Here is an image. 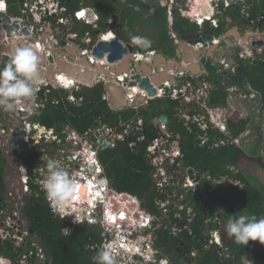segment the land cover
I'll return each instance as SVG.
<instances>
[{
	"label": "built area",
	"instance_id": "2783aa9c",
	"mask_svg": "<svg viewBox=\"0 0 264 264\" xmlns=\"http://www.w3.org/2000/svg\"><path fill=\"white\" fill-rule=\"evenodd\" d=\"M212 1H214V4L208 14H204L203 11H200L197 14L204 15L202 20L199 16H192L189 14L192 8L189 10L186 8L184 10L185 16L191 21L193 20L194 23L198 24L200 27H203L206 22L210 21L212 26L217 27L220 19H218V12H223L222 5L224 8H228L232 4L237 3L239 0ZM240 1L244 2L245 0ZM2 2H4V5L1 4ZM172 2H175V0H172ZM242 5L244 8L243 13L246 16L248 26L252 27L253 24L254 26H257L258 21L264 20L263 17L250 19L249 13L246 12L248 4L242 3ZM13 6L18 8V14H14V16L11 15L10 22H5L3 19H0V28L5 33H7L5 29L6 24H19V29H14L11 37L18 40H24L34 48L39 46L37 48L38 54L45 56L49 64L54 67H60L62 66L61 62H64L70 64L71 66H78L82 73H85L88 68L93 71L94 74L91 77V82H89L78 78L77 73L75 75H71L67 70H61L60 72L55 71L53 78L56 80L57 84H55L52 80H49L47 77L40 76L42 83L40 84L38 90L32 97L21 99L15 110L16 116H19L23 120L22 124H24L26 128V134L22 137V145L16 143V141L20 138L17 128H4L3 126H0L1 150L3 151L5 148L4 152H7L8 156H11V158L15 160L14 166L16 167L15 171L9 172L5 176V195L0 201V243L4 244L6 242H10L13 244L16 254L8 255L0 251V264H54L53 258L50 255L48 248H46V244L40 238L39 233L32 227L31 221L24 212L27 206L26 198L34 193L32 184L39 185V188L41 189L39 181L42 179L41 175L45 174L43 171L46 170V165H43L40 168H32L19 160V154L28 143L31 145L37 144L41 147V149L43 148V151L46 152V156L49 155V158L60 160L70 171L72 168H79L76 171H83L85 176L92 180L93 183L106 180V186H101V188H104L107 193L110 191L111 194L115 193L120 197V193L115 191L109 185V180L105 176V170L100 160L99 152L102 150V146L107 142L110 143L109 148L114 147L118 141H122L127 142L133 149L137 147L138 142H141L142 144L146 142V156L152 165V174L156 184V191L160 192L165 197L164 200L159 199L157 201V205L161 213L164 216L172 215L177 218L174 226L171 228L173 232L180 233L187 229L191 235L195 236L191 225L198 220V212L194 207V203L190 202L188 192L191 188H193L196 193V187L199 183V181H196V173L198 171L193 167L194 172L191 174L189 169L192 166H185V174L180 175L179 168L184 165L182 163L183 152L178 140L175 138L174 133L171 130H167V126L164 121L159 119L161 125H158V127L162 132H158L157 135L149 139L145 133V121L142 117L128 121H121L118 127L110 126L99 120L98 125L92 126L85 132H79L78 130L71 128L69 125H66L62 130H57L56 128L45 129L40 123L34 122V116L38 114L41 107L45 106L46 101L50 99V94L59 89H63L65 91V96L69 101L77 105H81L85 101V96L83 94L85 88H93L97 85H102L108 102L109 92L105 89V84L108 82H114L117 85H121L126 90L128 105L122 110L127 108L138 109L142 106L148 105L150 101L156 98L163 97L179 100V105L183 103L195 105L203 102V104L205 103L208 107V95L196 92V89H194V80L197 79L200 74H193L189 70L184 71L173 68V65H175L174 59H170L166 64L163 63L156 68L154 66V62L158 56L161 55V51L159 49L153 46L146 49H140L136 45H133L131 41H126L121 38V44L127 49V52L123 54L121 59L110 62L108 59L110 52L105 53L104 57L99 58L94 53V49L101 41H113L117 39V32L121 27V18L119 17L118 20H115L113 13L110 14L108 18L107 28L103 29L100 23L99 12L96 8L91 6L82 4L76 10L71 11L65 0H16L13 2L10 0H0V11L2 12L10 15V10ZM173 9H170L169 7L168 10V12H171L172 15H169V19L172 20ZM36 17H39L38 21ZM77 23L81 25H89L92 30L83 34L77 29ZM113 24L115 25L113 26ZM24 28L28 30V34L22 32ZM201 31L202 34L206 33L203 29ZM171 33L177 43L179 35L174 31ZM231 33V39L237 41L236 44L241 45L243 49L237 57L238 61L247 59L250 60V62H254L257 59H264V44L260 47L253 44V42L258 40L264 41V31L262 27H257V29L254 28L251 33L248 32L246 34V38H242L243 36L238 35L237 31L232 30ZM110 34H112V37L107 39V35ZM11 37L6 34L4 39H0V48L3 45H10ZM247 40L249 43L246 42ZM214 42H217L219 45L224 44L220 41V35L214 36ZM210 45L211 43H209V46ZM249 45L254 46L255 49L259 50L258 56H254V51L249 52ZM9 57L10 53L2 51L0 55V65L4 66L7 64ZM137 57H139V59H137ZM125 60H129V67L123 71L119 70L118 67L124 65ZM179 62L184 64L182 59L179 60ZM220 63L224 64L226 69L229 70L234 69L236 71L237 69H240L237 66L229 68V64L225 59H223ZM146 64L150 65L155 73L160 74L163 71H166L169 76L177 77L178 82L176 84H171L169 80H166L163 81L162 85L151 82L156 88L157 93L156 95H150L147 89L140 86L141 81L136 79L137 75H140L142 78L146 76V74L142 72V67ZM184 65L188 66V63H185ZM240 65L241 63L239 62L238 66ZM165 66L167 68L166 70ZM40 67L45 69L48 68V66L43 65L41 62ZM132 82H136V85H132ZM205 85L208 86L207 83H205ZM167 86L170 88V93L168 95L165 90ZM135 89L138 90L135 91ZM237 89L238 88L236 86L229 87L230 92H234ZM252 92V97H257V93L253 90ZM245 94L246 95L243 93L242 96L248 98L247 93ZM141 95L145 96V98L142 102V106L138 107L135 105V102ZM202 95H204V97ZM59 100V98H53L51 102L59 103ZM229 100L230 97L228 98V103ZM108 105L111 110L117 111L113 109L109 103ZM211 108L217 109L220 107L217 106ZM22 110H27L28 114L22 116L20 114V111ZM233 111L235 112L237 109L234 108ZM199 115V113L195 115L190 114V123H185L186 126L193 130V124L196 122L201 129L208 130L209 127L204 128V126L199 123L201 122ZM242 117L245 116L242 115ZM28 118H30V120H28ZM218 128L223 133L227 131L226 126L225 128L218 126ZM157 129L158 128L156 127V130ZM73 133L76 134V139H73ZM7 136H13L14 138V142L11 144L12 148L9 151H7L9 148L6 141ZM133 137H136V139H132ZM203 137V142L211 140V136L208 133H206ZM233 141L239 144L240 137L234 138ZM219 142L224 144L226 141L222 139ZM214 144L217 145V143ZM85 149H90L94 153V158L97 163L91 167H86L80 158L79 154ZM37 174L40 175L37 176ZM18 176H20L19 182L17 181ZM206 178H209V176L207 175ZM114 202H112V204ZM125 202L126 203L123 206L120 205L121 201L119 204L116 203L114 211H124L125 207L131 211V209H133V202L126 200ZM97 208L101 210L103 223V217L105 214L103 203L97 202L93 210L95 211ZM143 211L146 215H140ZM132 213L136 220L139 221V219H143L142 222L140 221V224L138 223V225H140L139 227H146L149 223L151 224V217H154V219H152V223L156 220L155 216L144 209L142 211L135 209ZM129 215V213L127 214L125 212L124 219L119 222L120 233L123 234L124 231L127 236L124 238L130 241H142L143 239H146L144 232L142 233L141 231H137V229L132 230L127 221ZM139 215L141 218L138 217ZM215 218L216 219L214 220L211 218L205 219V225L203 226V240H207L206 246L216 245L218 249H221V255L227 258L230 255L228 248L226 247V243L222 238V230L220 228L222 222L217 214ZM90 219L93 222L85 220L84 223L90 225L96 224V220L91 214ZM184 219L188 221V223L183 227L179 226L178 222ZM64 220L69 223L67 228L70 230L71 225L76 224L73 222L72 216H67ZM211 221L212 223H217L215 225L216 227L211 228ZM144 222L146 225L141 224ZM127 233H129V235ZM116 235L117 233L115 231H108L105 228V242L113 239ZM149 246L150 245L148 243L147 247ZM96 248L99 249L100 246H96ZM156 253H160L159 250H156L155 254ZM191 254L193 257L196 256L195 251L191 252ZM130 259L131 257L129 256L125 257L120 264H143V262L138 259L132 258L131 261H129ZM164 260V258H150V261L155 262V264H162V261Z\"/></svg>",
	"mask_w": 264,
	"mask_h": 264
},
{
	"label": "trees",
	"instance_id": "16d2710c",
	"mask_svg": "<svg viewBox=\"0 0 264 264\" xmlns=\"http://www.w3.org/2000/svg\"><path fill=\"white\" fill-rule=\"evenodd\" d=\"M65 1L71 11L76 10L82 4L96 8L100 14V23L103 29L107 28L110 14H118L121 18L118 35L126 41H131L134 36L129 29L141 33L150 30L152 32V45L160 51L169 48L170 53H172L176 50L172 31L179 36H186L200 29L199 25L185 16L184 9L178 7L173 9L174 20L171 26L168 12L169 0H152L149 2L143 0ZM248 3L251 4V7L246 12L249 13L250 19L264 18V0H248ZM13 7H11L10 13L13 15L18 14V8ZM222 8L225 16L219 19L217 27H211L215 35L224 34L227 31L229 21L242 23L241 25L247 23L242 4L234 3L229 8H224L222 5ZM80 26L81 29H77L83 34L92 30L89 25ZM147 39L150 40V38ZM221 75L214 72L213 79H211L215 85L210 91L209 105L211 107L227 106L230 95L228 88L232 86L258 93L264 106V59L248 64L246 69H243L240 73H230L224 79L221 78ZM83 94L85 101L81 105H77L66 98L63 89L55 90L50 94V99L46 101L45 106L41 107L38 114L34 116V122L40 123L45 129L56 128L62 130L66 125H69L79 132H85L92 126L98 125L99 120L110 126L118 127L121 121L142 117L146 119L145 133L147 138L150 139L158 133L153 128L152 120L160 115H167L170 130L175 134V138H177V135L181 136L179 142L185 154L184 166H192L211 176V180L208 178L202 180L197 191V196L203 200L206 206L195 205L198 220L191 225L195 236L191 235L189 230L186 229L176 238L172 234L171 228L177 218L172 215L164 216L157 205V201L159 199L164 200L165 197L156 191L152 165L146 156L145 147L147 143L138 142L137 147L133 149L127 142L118 141L114 147L99 152L105 176L108 178L110 186L125 199L140 202L141 209L147 210L155 218L162 220L161 227L155 229L158 237L155 242L158 247L169 242L173 243L171 247L181 246V236L183 249H186L185 253L192 252L194 249L199 251L197 256L199 264H237L243 260L244 254H247L251 259L264 261V244L259 241L250 240L246 246L235 243V241L233 243L227 242L226 244L232 251L233 257L230 261H222L216 245L208 249L205 247L207 240H203L205 219L210 217L207 215L210 201L217 204L219 212L223 213L226 221L232 216L238 217L239 215L264 217V187L257 188L244 174L245 170L255 172L264 169V155L250 154L233 141L234 138H242L250 129L249 126L253 122L251 118L240 116L239 111L235 113L227 120L229 130L227 136L220 130H213L212 128L203 130L196 122L193 124V130L179 122V116L177 115L179 100L176 99L169 97L156 98L148 106L113 111L108 105L102 85L85 88ZM53 98H59V103H52ZM197 113H200L199 110L192 112L193 115ZM224 125L226 126L225 122ZM197 131L202 135L208 133L211 137L216 136L217 142L211 140V148L198 150L196 148ZM132 139L135 140L136 137ZM222 139L225 141L228 139V141L221 144L219 141ZM213 143H217V145ZM25 163L32 168L34 167L32 162ZM5 173L4 157L0 147V201L5 195ZM32 189L35 194L31 196V200L27 204L25 215L46 244L54 264H95L93 256L99 250L96 246L101 247L104 243L102 242L103 231L87 223L75 224L71 225L70 235L64 236L61 228L67 227L69 223L53 214L39 185L32 184ZM184 220L179 221L178 225L183 227L188 223ZM216 224L211 223V227H216ZM0 251L8 255L16 254L14 245L10 242L0 243Z\"/></svg>",
	"mask_w": 264,
	"mask_h": 264
},
{
	"label": "clouds",
	"instance_id": "9594fccd",
	"mask_svg": "<svg viewBox=\"0 0 264 264\" xmlns=\"http://www.w3.org/2000/svg\"><path fill=\"white\" fill-rule=\"evenodd\" d=\"M36 19L38 21L39 17H36ZM232 26L227 30L232 29L234 27ZM257 27L262 26L257 25ZM239 35L244 36L241 33ZM118 37L119 35H117ZM131 41L133 45L145 49L150 48L152 43L146 37L141 36H133ZM37 48L31 45L14 46L8 63L0 67V107L3 109L15 111L21 99L32 97L42 83L39 71L40 57ZM257 60L254 62L249 60L247 63H255ZM241 61L243 63L245 59ZM242 65V70L248 66ZM219 107L226 108L227 106ZM225 123L228 129L227 120ZM73 139H76L75 133H73ZM79 155L86 167H91L97 163L94 153L90 149H85ZM46 170V174L39 183L53 214L61 220L67 216H72L73 222L76 224H83L85 220L93 222L90 219V213L97 202L103 203L105 208L104 227L108 231H115L117 235L101 245L96 255L93 256L95 264H120L128 256L131 259L140 260L143 264H151L150 258L154 257L152 250L155 246L147 247L148 243L149 245L151 243L147 240L146 233L144 232L146 239L142 241H128L124 238V234L120 233L119 222L124 219L125 212L128 209L125 207L124 211L112 210V202L115 201L119 204L121 201L117 194L112 193L109 196L104 188L96 187L83 171H70L60 160L48 158ZM141 220L143 221L142 218L139 219V221ZM154 222L155 220L151 225H154ZM128 223L132 230L140 226L131 217L128 218ZM149 227L146 229H149ZM224 231L228 237H234L235 243L244 246L248 245L250 240L264 244V217L257 218L255 215L232 216L226 221ZM61 232L64 236H69L71 230L65 227L61 228ZM160 254L161 252L156 253L155 257L159 258ZM162 264H167V260L162 261Z\"/></svg>",
	"mask_w": 264,
	"mask_h": 264
},
{
	"label": "water",
	"instance_id": "95a60500",
	"mask_svg": "<svg viewBox=\"0 0 264 264\" xmlns=\"http://www.w3.org/2000/svg\"><path fill=\"white\" fill-rule=\"evenodd\" d=\"M190 14V13H189ZM11 15L14 16L13 14H7L5 12L0 11V19H3L5 22H10L11 21ZM115 20L119 19L118 14H114ZM115 24H113L114 26ZM260 26H262V21L260 22ZM5 29L7 33H5L1 28H0V39H4L6 34L7 36L11 37L12 32L14 29L18 30L19 29V24H6ZM237 31L239 35V30L237 26H234L232 29L227 30L224 34L220 36V41L224 43L223 45H219L217 42H214V34L211 32H207L202 34V31L200 30L198 34L196 35H186L184 36L181 40L177 41L178 47L176 48V57L173 58H168L166 54L162 53L154 62V66L157 68L163 63L166 64L170 59H174L175 65H173L175 69H181V70H189L193 74H200L204 76L206 73H208V69L206 67V63L202 64V60L204 59L205 62L211 59H215L212 61V65L216 66L217 63H220L223 59L226 60V62L229 64V68L233 66H237L240 68L239 70L241 71L242 69V61H238L237 57L240 52H242V47L239 44H236L237 41L231 39V31ZM23 33L28 34V30L24 28L22 30ZM247 35L243 36L242 38H246ZM241 39V37H240ZM247 43L248 40L246 41ZM209 43L211 45L209 46ZM253 44L257 47L261 46L264 44L263 40H258L253 42ZM17 45H29L26 43L24 40H18L14 37L10 38V45L6 46L3 45L0 48V55L1 52H7V53H12L13 47ZM85 47V46H84ZM110 52L108 59L110 62L117 61L123 57V54L127 52V49L121 44L120 38L118 37L117 39L113 41H101L98 46L94 49V53L99 57L102 58L104 57L105 53ZM40 57V62L43 65L48 66L47 69L40 67V76L42 77H47L49 80H52L55 84H57L56 80L53 78V75L55 71L60 72L61 70H67L70 72L71 75H75L77 73L78 78H81L85 81L91 82V77L93 76L94 72L89 70L88 68L86 69L85 73H82L80 68L78 66H71L70 64L61 62L60 67H54L53 65L49 64L47 62V59L43 55H39ZM183 60L184 64L188 63V66H185L184 64L180 63L178 60ZM86 61V60H85ZM177 62H179L177 64ZM239 62L241 63L240 66ZM172 66V65H171ZM0 67H2L0 65ZM129 67V60L124 61V65L118 67L119 70H126ZM165 66V70H166ZM101 70V69H100ZM229 69H225V73H227ZM239 71V72H240ZM142 72L146 74L144 78H142L140 75L136 76V79L138 81H141L140 86L142 88H145L149 91L150 95H156L157 90L153 86L151 82H155L158 85H162L163 81L169 80L171 84H176L178 82L177 77L175 76H169V74L166 71H163L162 73L158 74L153 72V69L150 65H143L142 67ZM132 85H136V82H132ZM105 89L109 92L108 95V103L112 106L113 109L115 110H122L124 107L128 105V101L126 98V90L123 88L121 85H117L114 82H108L105 84ZM166 94L168 95L170 93V88L167 86L165 88ZM145 96L141 95L140 97L137 98L135 105L140 107L142 106V102L144 100ZM20 114L22 116H25L28 114L27 110H22L20 111ZM160 120L164 122H168L169 118L167 115H162ZM159 119H157V123H159ZM30 120V118H28ZM23 120L19 117L16 116L15 111H7L0 107V126H3L4 128L11 127V128H17L19 132V140L20 144L23 143V135L26 134V128L25 125L22 124ZM12 133V132H11ZM200 140H197V149L200 148ZM110 143L107 142L105 145L102 146V150L109 148ZM4 154H7L6 152H3ZM9 157V156H8ZM15 160H13V163ZM189 172L192 174L194 172V168L191 167L189 169ZM206 174H203L201 172L196 173V181L201 180V177H205ZM17 181H20V176H18ZM106 180H102L104 183ZM99 182V181H98ZM188 196L190 199V202L196 203L199 201L195 191L193 188H191L188 192ZM202 202V201H199ZM210 211L211 214L214 212L219 214L220 220L222 222L221 225V230H222V238L224 242H233L234 238L233 237H228L226 232L224 231L225 223H226V218L224 217L223 213L219 212V207L214 201H211L209 203ZM47 248V247H46ZM244 262L246 264H255L254 261H251L248 257L244 258Z\"/></svg>",
	"mask_w": 264,
	"mask_h": 264
},
{
	"label": "rangeland",
	"instance_id": "374dc122",
	"mask_svg": "<svg viewBox=\"0 0 264 264\" xmlns=\"http://www.w3.org/2000/svg\"><path fill=\"white\" fill-rule=\"evenodd\" d=\"M143 1L149 2L152 0H143ZM162 1H164V0H162ZM169 1L171 4L170 9L178 7V8L184 9V10L187 8V10H189V9L194 7L193 0H175V2H172V0H169ZM237 3L238 4L247 3L248 4L247 10H249V8L251 7V4L248 3V0H247V2H246V0L244 2L239 0ZM206 4L209 5L210 7H212V5L214 4V1L211 0L209 2H206L202 6H206ZM210 9H212V8H210ZM197 12H199V11L197 10ZM169 15L172 16L171 12H169ZM218 16H219L218 19L219 18L221 19L225 15L223 12H221V13L218 12ZM173 20L170 19V21H169L171 26H172ZM210 22L209 23L206 22L207 24L205 23V25L203 27H201L200 29L201 30L206 29L208 31H213L211 28L212 25ZM247 23L240 25L237 22L230 21V22H228L227 29L229 27H231V25L237 26L238 29L240 30L241 35L245 36L248 32H250V33L253 32L254 28L257 29V26H254V24L251 27V26H248ZM209 28L211 30H209ZM263 30H264V28H263ZM129 31L132 32L134 36H140L141 35V37L150 38V41L152 40V32L150 30H147L143 33L139 32V31L134 32L133 29H129ZM151 46H153L152 43H151ZM248 50H249V52L254 51L255 57L259 55L258 54L259 50L255 49L254 46L249 45ZM170 55L176 57V50L173 51ZM211 59H212V57H211ZM178 63L179 62H177V64ZM231 70H234V69H231ZM234 71H231V72L235 73ZM226 76H228V75H226ZM228 90H229V88H228ZM243 93H244V95H246L245 93H247L248 98L242 96ZM189 95H192V94H189ZM252 95H253L252 90L251 91H245L244 89L241 90L240 88H238L234 92H230V95H229L230 100H229V103H228L226 108L212 109L210 107H207V105L204 103L202 106H200V108L202 109L201 110V109H199L198 105L183 103V104H180L179 106H177V115L179 116V119H182L184 122L190 123L189 115L192 114V112L199 110V112H200L199 116H200L201 120H208L209 121V124H207V122L206 123L201 122V124H202V126H204V128H208L210 126L213 130H220L218 128V126L225 128V125H224L225 120H228L230 117H232L235 113H237L239 111L240 116L243 115L245 117H249L253 121L251 123V125L249 126L250 129L242 136V138H240L239 145L242 146V148H244L250 154H253V155H261L262 154V155H264V106L262 103L261 96L258 93H257V97H252ZM234 108H236L237 111L234 112L233 111ZM191 119H192V117H191ZM228 132H229V130L227 129V131L224 134L228 136ZM211 140H214V142H217L216 136L211 137ZM226 141H228V139ZM42 160L46 164L47 160L45 158H43ZM165 166H167V165H165ZM46 171L47 170H44L43 173L46 174ZM244 174L252 181V183H254L256 185L257 188L261 189L264 187V169L263 168L255 171V172H252L251 170H245ZM44 175H41V177L43 178ZM126 201L133 202V209H131V211L129 209L128 210H129V214H130L129 217H131L134 220L135 217L133 216L132 212L135 209L141 210L140 202L133 201L131 199L130 200L126 199ZM141 214H145L144 211L141 212L140 215ZM140 215L138 216L139 218H141ZM217 215H218V213H217ZM152 219H154V217H151V224H152ZM166 219H167V217H166ZM214 219H216V218L215 217L212 218V220H214ZM161 221H162L161 219L156 218L154 225H151L150 223L147 225V227L150 226L149 229H146L147 227H145V226H141V227L138 226L136 229H137V231H141L142 233L145 232L146 238L149 242H150V239L155 241V239L158 238L157 234L155 233V229H158L161 227V225H162ZM135 222L137 225H138V223L140 224V221H138V220H136ZM141 222H142V220H141ZM141 224L146 225L145 222L141 223ZM93 225L95 226L96 229L100 230L99 226H97V224L96 225L93 224ZM127 234L129 235V233H127ZM143 240H145V239H143ZM104 243H105V241H104ZM150 243H151L150 246L153 247V244H152L153 242H150ZM155 251H156V249L153 247L152 253L154 254V257L156 256ZM159 252H160V249H159ZM150 263L155 264V262H153V261H151Z\"/></svg>",
	"mask_w": 264,
	"mask_h": 264
},
{
	"label": "flooded vegetation",
	"instance_id": "af4514ba",
	"mask_svg": "<svg viewBox=\"0 0 264 264\" xmlns=\"http://www.w3.org/2000/svg\"><path fill=\"white\" fill-rule=\"evenodd\" d=\"M81 24H78L76 27L80 30L81 29V26H80ZM259 26H260V23L258 24ZM264 28V20L262 21V29ZM201 29H199L197 32H195V33H191V34H189V35H195V34H198L199 33V31H200ZM203 31L204 32H210V31H208V30H206V29H203ZM264 31V30H263ZM212 32V31H211ZM184 36H179V40H181L182 38H183ZM178 43H176L175 42V46H176V48L178 47V45H177ZM161 53H164V54H166V56L168 57V58H170V57H175V56H171L170 54V51H169V48H165V49H163L162 51H161ZM215 59H210V60H208L207 62H205V60L203 59L202 60V64H205L206 63V67H207V69H208V73H206L204 76H202V75H200L199 77H197V79H195L194 80V83H195V88L194 89H196L195 91L196 92H199V93H201V94H206V95H208L207 97H208V99H210V95H211V88H213L215 85L213 84V82L211 81V79H213V74H214V72H217V73H219V74H222L221 75V78H223L224 79V76H226V75H228L229 76V74L230 73H232L230 70L229 71H227V73H225L224 71H225V69H226V67H225V65L224 64H221V63H217L216 64V66H213L212 65V61H214ZM249 60H245L244 62H243V64H245L246 66L248 65V62ZM221 67V68H220ZM236 72H238L239 73V69H237L236 71H235V73ZM205 83H207L208 84V86L207 85H205ZM204 95H202L203 97H204ZM163 98H168V97H163ZM151 102V101H150ZM150 102H149V104H150ZM208 102H209V100H208ZM148 104V105H149ZM148 105H146V106H148ZM195 105H198L199 106V109H201L200 108V106H202L203 105V102H200V104H195ZM144 107V106H143ZM208 107H210L211 108V106L209 105ZM202 110V109H201ZM161 116L162 115H160L159 117H156V118H154L152 121H153V128L156 130V127L158 128L157 129V131L158 132H162L160 129H159V127H158V125L160 126L161 125V123L159 122V123H157V119H159V118H161ZM144 119V121H145V124H146V119L145 118H143ZM102 121V120H101ZM156 121V122H155ZM162 121V120H161ZM179 122H181V123H183L185 126H186V124H189L188 122H184L182 119H179ZM201 122H203V123H206L207 122V124H209V121L208 120H201ZM201 122H199L200 124H201ZM166 123V126H167V130H170V127H169V120H168V122H165ZM186 123V124H185ZM157 124V125H156ZM198 124V123H197ZM144 128H145V126H144ZM193 128H194V125H193ZM209 128H211L210 126H209ZM145 130H146V128H145ZM197 133V137H196V148H197V140H200L201 141V143H200V148L199 149H205V148H211V140L210 141H206V142H203V136L205 135H202L199 131H197L196 132ZM158 134V133H157ZM175 135V134H174ZM177 140H178V143H179V145H180V147H181V149H182V146H181V144H180V142H179V140L181 141V136H179V135H177V138H176ZM6 141H7V143H8V145H9V148H8V150L7 151H9L12 147V143L14 142V138H13V136H7V138H6ZM42 141V140H41ZM16 143L17 144H19V145H22V144H20V140H17L16 141ZM198 149V150H199ZM5 151V148L3 149V151H2V153ZM182 152H183V150H182ZM7 153V152H6ZM3 157H4V168H5V171H6V173H5V176H6V174H8L9 172H13V171H15L16 170V167L14 166V163H13V158H11V156L10 157H8V154H4L3 153ZM43 158H45V159H48L49 158V155L48 156H46V152H44L43 151V148L41 149V147H39L37 144H33V145H31V144H26V146H25V148L23 149V151L19 154V160L22 162V163H25V162H32L33 164H34V167H36V168H40L41 166H43V165H46L44 162H43ZM10 161V162H9ZM184 162H185V154H184V152H183V158H182V163L184 164ZM12 163V164H11ZM77 169H79V168H72V170H77ZM184 169H185V166L184 165H182L180 168H179V170H180V175H184L185 173H184ZM196 169V168H195ZM197 170V169H196ZM91 171H92V168H91ZM197 171H199V170H197ZM200 172V171H199ZM201 173H203V172H201ZM203 174H207V173H203ZM40 174H37V176H39ZM208 176H209V178L208 179H210L211 180V176L209 175V174H207ZM206 175V176H207ZM206 176L205 177H201V180H199V183H198V186L196 187V195H197V191L199 190V188H200V186H201V183H202V180L204 179V178H206ZM98 183V182H97ZM109 185H110V183H109ZM99 188L101 187V186H99V184L97 185ZM106 186V185H105ZM109 196L111 195V193H110V191L107 193ZM32 195H34V193L32 194ZM32 195H30V196H28L27 198H26V202H27V204L30 202V200H31V196ZM198 197V196H197ZM198 199H199V201H202V202H199V201H197L196 203H194V207H195V205H198V206H200L201 207V205H205V203L203 202V200L201 199V198H199L198 197ZM211 202V201H210ZM209 202V203H210ZM206 206V205H205ZM26 209H27V206H26ZM25 209V210H26ZM25 212V211H24ZM92 216H93V218L96 220V224H97V226H99V229L101 230V231H103L104 233H105V227H104V224L102 223V215H101V210H99L98 208L97 209H95V211L94 210H92V212L90 213ZM216 212H214L213 214H211V211H210V207H209V211H208V216H210L209 218H214L215 216H216ZM212 216V217H211ZM218 216H219V214H218ZM208 218V217H207ZM212 223V222H211ZM95 224V225H96ZM172 234L174 235V237H179V235L181 234V232L180 233H177V232H173L172 231ZM105 239H106V237L105 236H103V238H102V242H104L105 241ZM152 239H150V242H153L152 244L155 246V248L157 249V250H159L158 248H160V252H161V254L159 255V258H164L165 260H167V264H199V262H198V259H197V256H198V254H199V251L198 250H196V249H194V251L196 252V256L195 257H193V256H191L192 254H191V251L190 252H188V253H185L186 252V249H183V247H184V245H183V241H182V237L180 236V242L182 243L181 244V246H175V247H171V245L173 244V243H171V242H169V243H164V244H161V245H159V247L157 246V243L154 241V240H152ZM227 242H229V241H227ZM227 242H225V243H227ZM234 242V241H233ZM232 242V243H233ZM205 247L206 248H211V246H206L205 245ZM226 247L228 248V252H229V257H227V258H225V257H223L222 255H221V249H218V252H219V256L221 257V259H222V261H226V260H231L232 259V257H233V254H232V251L230 250V248H229V246L226 244ZM185 250V251H184ZM193 252V251H192ZM245 257H248L251 261H254L255 262V264H264V261H258V260H254V259H251L247 254H244V256H243V260L241 261V262H239V263H237V264H246L245 262H244V258ZM193 260H196V261H193Z\"/></svg>",
	"mask_w": 264,
	"mask_h": 264
},
{
	"label": "bare ground",
	"instance_id": "6f19581e",
	"mask_svg": "<svg viewBox=\"0 0 264 264\" xmlns=\"http://www.w3.org/2000/svg\"><path fill=\"white\" fill-rule=\"evenodd\" d=\"M206 2H209V0H193V3H194V7L192 8V10L190 11V14L192 15V16H199L200 17V19L202 20L203 19V17H204V15H197L199 12H200V10L201 11H203L204 12V14H208L210 11H211V7L209 6V5H207L206 4V6H202L204 3H206ZM2 5H4V2H2L1 3ZM210 7V8H209ZM197 10L199 11V12H197ZM195 12V13H194ZM112 37V34H110V35H107V39H110ZM138 89H135V91H137ZM106 183H107V181H105L104 183L102 182V181H99L98 183L97 182H94L93 184L96 186V187H98L97 185L99 184V186H105L106 185ZM99 188V187H98ZM101 188V187H100ZM120 198H121V203H120V205H125V198L120 194ZM114 202V201H113ZM116 207V202H114L113 204H112V210L114 211V208ZM125 209V208H124ZM128 209V208H127ZM129 210H127V214L129 213L128 212ZM127 221H128V219H127ZM134 221H135V219H134ZM123 234H124V237H127L126 236V234L124 233V231H123ZM128 241H130V240H128Z\"/></svg>",
	"mask_w": 264,
	"mask_h": 264
},
{
	"label": "crops",
	"instance_id": "0c3cea01",
	"mask_svg": "<svg viewBox=\"0 0 264 264\" xmlns=\"http://www.w3.org/2000/svg\"><path fill=\"white\" fill-rule=\"evenodd\" d=\"M228 19H229V18H228ZM229 22H230V21H229ZM230 24H231V23H230ZM209 30H211V29L209 28ZM212 32H213V31H212ZM241 71H242V69H241ZM241 71H240V72H241ZM240 72H239V73H240Z\"/></svg>",
	"mask_w": 264,
	"mask_h": 264
}]
</instances>
